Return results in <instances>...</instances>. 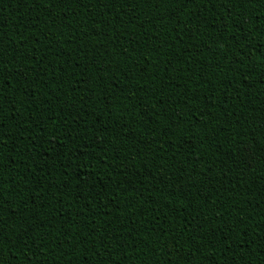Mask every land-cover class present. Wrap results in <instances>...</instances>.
Here are the masks:
<instances>
[{
	"label": "trees",
	"instance_id": "trees-1",
	"mask_svg": "<svg viewBox=\"0 0 264 264\" xmlns=\"http://www.w3.org/2000/svg\"><path fill=\"white\" fill-rule=\"evenodd\" d=\"M261 160L264 0H0V264H264Z\"/></svg>",
	"mask_w": 264,
	"mask_h": 264
},
{
	"label": "snow or ice",
	"instance_id": "snow-or-ice-1",
	"mask_svg": "<svg viewBox=\"0 0 264 264\" xmlns=\"http://www.w3.org/2000/svg\"><path fill=\"white\" fill-rule=\"evenodd\" d=\"M145 2H147V0H145ZM153 2L154 3H164L165 0H153ZM133 15H135L134 12H133ZM244 151H248V150L245 149ZM249 156H251L250 152H249ZM261 163L264 164V160H261ZM230 167L239 168L245 172H248V171L252 170L253 162H250L248 157L241 154L239 156V158L233 160V163L230 165ZM202 172H203V169H201V171L199 173H194L187 178L188 182L191 183L192 187H195L197 184H203L206 181H210V178L204 177L202 175ZM183 176H184V173L181 172L180 177L183 178ZM259 182H260L259 183V190L264 191V171H262L261 174L259 175ZM2 227H3V225H0V228H2Z\"/></svg>",
	"mask_w": 264,
	"mask_h": 264
}]
</instances>
